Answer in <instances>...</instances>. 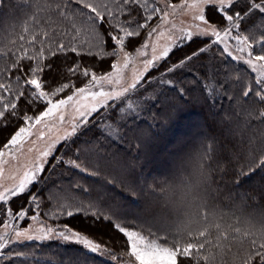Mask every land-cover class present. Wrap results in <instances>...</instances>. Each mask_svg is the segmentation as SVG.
<instances>
[{
  "label": "snow or ice",
  "instance_id": "snow-or-ice-1",
  "mask_svg": "<svg viewBox=\"0 0 264 264\" xmlns=\"http://www.w3.org/2000/svg\"><path fill=\"white\" fill-rule=\"evenodd\" d=\"M15 7L21 25L8 22L6 35L0 19V132L14 129L0 145V179L25 145L37 154L18 181L0 183V264H53L37 251L50 241L106 264H218V257L229 264L228 254L231 264H264V192L234 200L219 182L225 161L245 162L236 165V184L264 174V0H16ZM176 9L191 13L190 30L169 25ZM225 60L243 71H223ZM182 72L193 74L190 83L210 104L231 101L220 135L205 136L162 177L118 179L108 146L135 143L146 154L137 122L163 116L175 97L186 101L197 90L185 87ZM68 169L98 179L50 183L72 175ZM117 184L143 207L117 203Z\"/></svg>",
  "mask_w": 264,
  "mask_h": 264
},
{
  "label": "trees",
  "instance_id": "trees-1",
  "mask_svg": "<svg viewBox=\"0 0 264 264\" xmlns=\"http://www.w3.org/2000/svg\"><path fill=\"white\" fill-rule=\"evenodd\" d=\"M177 1L180 0H171V2ZM15 4L16 0H3L2 6L0 5V19L5 21V19L9 20L10 17L12 19L20 15L17 12ZM154 20H156V17ZM195 47L196 44H192V48ZM216 60L219 61L220 57L217 56ZM68 63L70 64L71 61H68ZM199 63L203 62L198 61L197 64ZM193 67H196V65H193ZM156 71H150L147 76L155 75ZM198 71L203 74L205 73V68H198ZM147 76L145 77L146 79ZM178 78L186 80L189 84L188 89L196 88L197 90L193 91L187 97L186 101L175 97L173 100L174 107L170 108L163 116H159L155 120L145 117L144 121L137 122L138 125H141L137 135H140L141 132L147 133L146 154L145 150L143 148H137L135 143L131 146L127 143L108 146L110 147L111 153L114 148L117 149V152L112 154L120 160V170L122 165H126L129 169L127 172L121 171V175L135 178V176L143 173L145 176L162 177L172 167L175 160L195 149L198 146V142L203 140L205 136L211 138L220 135L222 131L220 121L223 119L224 113L229 110L231 101L227 100L226 97H217L210 104L202 97L199 86L190 83L193 79L191 72H182ZM72 79H75V77ZM212 104L215 105L214 111L212 110ZM156 111L159 110L157 109ZM148 125H152V127ZM12 131H14L13 128H8L6 133H11ZM6 133L0 132V145L3 144ZM92 135L93 133H90L88 138H91ZM208 142H210V139ZM220 143L228 144L230 148L232 147V142L228 140H221ZM137 157L139 159H136ZM244 163L243 160H232L231 164L225 161L227 177L224 181H219L224 185L223 196L227 197L231 191L233 193L232 199L235 200L242 193L251 196L264 192V174L257 175V173L253 172L250 176L239 177V184L233 182L236 179L234 173L241 171V168L236 167V165H242ZM65 171H71V169ZM65 176L67 175H53L50 183L62 180ZM112 196L117 203L131 205L133 211L138 210V205L143 207V201L139 197H133L125 185H115ZM221 202L222 204H228L230 201L225 198ZM13 207H16V204H13ZM48 222L55 223V221ZM75 224L73 222V226ZM37 250L40 252L43 250L45 253L44 260H51L53 264H62V262L69 260L74 261L75 264H81V262H86V264H106V260L97 255L88 254L85 256L83 250L75 244H62L59 241H52L38 246ZM223 259L231 264L232 254H228ZM217 260L219 264L221 258L218 257Z\"/></svg>",
  "mask_w": 264,
  "mask_h": 264
},
{
  "label": "rangeland",
  "instance_id": "rangeland-1",
  "mask_svg": "<svg viewBox=\"0 0 264 264\" xmlns=\"http://www.w3.org/2000/svg\"><path fill=\"white\" fill-rule=\"evenodd\" d=\"M172 3L180 4L181 0L177 1V2H172ZM160 6L163 7L164 5L161 4ZM23 19H24V17H23V14H21V13H20V15L15 16L12 19H11V17L9 20L5 19V21H6V23L4 25L5 34L7 35L8 31H9V23L8 22H11L13 25H21L23 23ZM157 20H159V17H156V20H154L153 24L156 23ZM194 23H195V21H193L191 13L186 11V10L181 11L180 9H176L175 12L171 13V15L169 17V25L174 24L176 29L183 28L185 30H190V26H192ZM167 27L168 26L166 25L165 30H167ZM16 30H17V32H19L20 27L18 26ZM11 38L16 39V36L13 35ZM165 43H166L165 39H161L159 41L160 46H163ZM224 63H226L228 65V68L222 69L223 71H227L228 69H240L241 71H243L241 65H238L235 62H232L230 60H225ZM135 66L140 67L138 62L136 63ZM126 74L129 77L131 76V67ZM177 75L179 76V75H181V73H178ZM183 81L185 82V87L188 88L189 84L186 82V80H183ZM143 133L145 134V137H146L147 133H145V132H143ZM57 134H63V133L62 132L57 133L55 130L52 133L53 136H55ZM146 140L148 141V139H146ZM46 142H47V137H46V141L38 142L37 147L42 149L43 147H45ZM28 147H30V145H25L24 151L22 153L17 154V159L15 161L9 159L8 163L3 165L4 176L2 179H0V183H12L13 181L10 179V177H13V176L16 177L17 181L19 180L23 171L26 169L27 166L30 165L31 160L37 154L36 151L28 152V150H27ZM116 152H117V149L114 148L112 153H116ZM6 159H8V158H6ZM119 164H120V160L118 158H115L112 161V166H113L112 169H113L114 173L117 174V178L121 175V170L119 168ZM70 172L72 173V175H67L62 179L63 181H65V183H68V182L75 180V179H79L82 182L91 183L93 180L96 179V177H90L87 174L80 173L74 169H71ZM110 187H112V186L110 185ZM74 226H77V225L75 224ZM50 242H52V241H50ZM32 243H35V242H32ZM18 247H22V248H24V250L26 252H28L29 254H32V250L29 247H27L26 245L22 244V245H19ZM37 251H39V250H37ZM41 251H42L41 259L44 260L45 253L43 250H41ZM97 256L105 260L104 257L99 256V255H97ZM17 264H19V261L17 262Z\"/></svg>",
  "mask_w": 264,
  "mask_h": 264
}]
</instances>
